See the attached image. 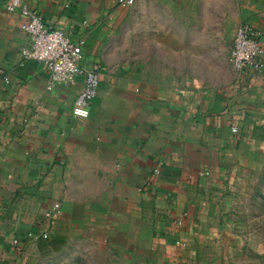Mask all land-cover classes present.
<instances>
[{
    "label": "crops",
    "instance_id": "0c3cea01",
    "mask_svg": "<svg viewBox=\"0 0 264 264\" xmlns=\"http://www.w3.org/2000/svg\"><path fill=\"white\" fill-rule=\"evenodd\" d=\"M6 1L0 264L44 263L55 251L103 242L126 259L182 254L187 232L224 209L235 166L264 129V55L260 70L233 69L212 88L187 85L207 82L194 67L217 75L221 44L229 57L240 25L264 28V0H19L11 10ZM31 11L82 43L81 65L102 68L87 119L72 114L80 81L53 83L22 56ZM150 29L159 64L148 68L139 53L151 50L141 40ZM200 50L213 62L208 54L194 64Z\"/></svg>",
    "mask_w": 264,
    "mask_h": 264
},
{
    "label": "rangeland",
    "instance_id": "374dc122",
    "mask_svg": "<svg viewBox=\"0 0 264 264\" xmlns=\"http://www.w3.org/2000/svg\"><path fill=\"white\" fill-rule=\"evenodd\" d=\"M141 38L142 43L151 48L139 53L141 59L145 60L148 68L156 66L159 61L154 60L152 50L153 29ZM221 45L223 52L219 56L222 57L224 53L226 59L223 62L217 61V75L211 74L209 68L194 67L193 76L197 79L202 75L208 76L207 82L187 86L212 88L234 76L235 72L227 56L228 45ZM169 54L163 53L166 57H163L161 63L164 64V59L169 60ZM208 54L212 63L213 53L200 50L195 52L194 64H207ZM183 71L180 75L186 74L185 68ZM254 145L255 148L250 150L251 154L242 157V163L235 166V178L225 196L224 209L218 213L216 219L202 221L203 227H194L187 232L182 254H176L173 258L168 255L164 259H156L153 254L146 253V256L142 255L140 258L126 259L117 249L104 247L103 242L93 249L80 245L59 255L55 251L49 261H39L38 264H264V129L258 132Z\"/></svg>",
    "mask_w": 264,
    "mask_h": 264
},
{
    "label": "built area",
    "instance_id": "2783aa9c",
    "mask_svg": "<svg viewBox=\"0 0 264 264\" xmlns=\"http://www.w3.org/2000/svg\"><path fill=\"white\" fill-rule=\"evenodd\" d=\"M19 0H7L6 7L14 9ZM27 20L22 24V30L28 36V45L23 47L21 54L25 59H31L40 64L49 74L53 83L70 87L81 82L72 105V114L78 119H87L91 104L97 96L104 72L98 65L87 68L80 63L82 43L72 39L62 29L55 28L45 22L36 12L27 13ZM264 28L259 30L248 24L240 25L235 33L229 62L234 70H260L264 49L261 37ZM235 132L236 128H232ZM60 211L59 203H54L51 213ZM50 213V214H51ZM43 237H47L43 233Z\"/></svg>",
    "mask_w": 264,
    "mask_h": 264
}]
</instances>
